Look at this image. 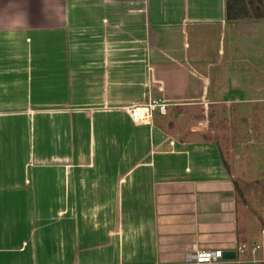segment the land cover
Here are the masks:
<instances>
[{"label": "crops", "instance_id": "0c3cea01", "mask_svg": "<svg viewBox=\"0 0 264 264\" xmlns=\"http://www.w3.org/2000/svg\"><path fill=\"white\" fill-rule=\"evenodd\" d=\"M262 230L264 0H0V264H188Z\"/></svg>", "mask_w": 264, "mask_h": 264}, {"label": "built area", "instance_id": "2783aa9c", "mask_svg": "<svg viewBox=\"0 0 264 264\" xmlns=\"http://www.w3.org/2000/svg\"><path fill=\"white\" fill-rule=\"evenodd\" d=\"M165 113L166 104L157 100L149 99L143 104H132L125 108L129 118L133 122L148 123L154 111ZM262 232H264L262 230ZM222 249H199L187 259L188 264H221L244 262L264 263V241L240 242L234 248L235 256L232 259L222 257Z\"/></svg>", "mask_w": 264, "mask_h": 264}, {"label": "rangeland", "instance_id": "374dc122", "mask_svg": "<svg viewBox=\"0 0 264 264\" xmlns=\"http://www.w3.org/2000/svg\"><path fill=\"white\" fill-rule=\"evenodd\" d=\"M216 69H217V71H219L218 68H216ZM219 119L222 120L221 118H217V120L215 121V119L213 118V120H212V124H215V125L217 124V125H218V124L220 123V122H219ZM225 119H226V120H225L226 122H225L224 120H222L223 123H220V124H221V125H219L220 129H222V127H225L227 123L230 124V114H228V117H225ZM252 119L254 120V124H253V126H254V127L258 126V125H257V122L259 121V118H257V117H253ZM224 122H225V124H224ZM219 127H218V128H219ZM217 136H218V135H217ZM219 138H220V134H219ZM257 158H259V156H258ZM257 158H256V159H257ZM252 165H253V166H256V168H259L258 166H260V161L257 159V161H254V162L252 163ZM235 167H236V166H235ZM242 174H244V173H242ZM240 183H242V182H240ZM243 183H244V182H243ZM260 264H264V263H260Z\"/></svg>", "mask_w": 264, "mask_h": 264}, {"label": "water", "instance_id": "95a60500", "mask_svg": "<svg viewBox=\"0 0 264 264\" xmlns=\"http://www.w3.org/2000/svg\"><path fill=\"white\" fill-rule=\"evenodd\" d=\"M234 256H235L234 250H225V251L223 250V252H222L223 258L232 259V258H234Z\"/></svg>", "mask_w": 264, "mask_h": 264}]
</instances>
